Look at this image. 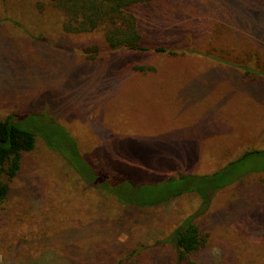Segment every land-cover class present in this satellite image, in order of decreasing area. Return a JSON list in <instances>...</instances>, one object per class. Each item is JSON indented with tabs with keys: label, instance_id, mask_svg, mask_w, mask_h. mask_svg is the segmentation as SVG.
<instances>
[{
	"label": "rangeland",
	"instance_id": "374dc122",
	"mask_svg": "<svg viewBox=\"0 0 264 264\" xmlns=\"http://www.w3.org/2000/svg\"><path fill=\"white\" fill-rule=\"evenodd\" d=\"M42 1L19 0L33 14L25 19L12 13L19 2L0 4V119H46L77 152L38 136L23 157L0 207V264H173L160 242L189 217L209 236L198 264H264V161L238 163L264 152V24L254 11L264 0H202L209 10L195 16L189 3L178 21L154 14L149 41L184 54L102 46L95 61L83 53L92 39L64 34L61 16L38 12ZM78 157L137 184L231 173L206 212L194 194L140 209L84 184Z\"/></svg>",
	"mask_w": 264,
	"mask_h": 264
},
{
	"label": "trees",
	"instance_id": "16d2710c",
	"mask_svg": "<svg viewBox=\"0 0 264 264\" xmlns=\"http://www.w3.org/2000/svg\"><path fill=\"white\" fill-rule=\"evenodd\" d=\"M18 2L19 0H0L2 6L10 5L9 10L12 9L11 5H17ZM201 2L202 0H43L36 6L40 14L54 13L61 16L64 34L91 38V46L86 47L83 53L88 60L95 61L102 46L110 51L144 55L184 54L185 50L176 52L164 46L152 45L153 43L149 41L151 28L148 27V20L154 18V14L155 17L159 14L165 17L170 14L166 20L168 18L181 20L177 16H185L184 9L189 3L194 6L190 15L207 12L209 8H204ZM19 3L12 11L16 17L21 16L25 19L33 15L24 8L22 2ZM205 3L208 5L209 1ZM165 4L172 7L168 12L164 14L162 11L153 12L156 6L159 9ZM9 10L6 12L9 13ZM254 11L264 24V8ZM5 18L11 20L9 16ZM219 26L223 28V23H219ZM263 26H258L256 30L264 31ZM136 69L144 70L140 67ZM37 122L32 121L24 125L13 116L0 119V207L7 203L12 183L21 172L23 157L35 149L38 136H41L48 148L53 151L64 154L77 152L76 144L64 129L60 127L61 131L58 130L59 127H55L46 119H43L42 123ZM254 157H261L264 161V152L247 151L238 163ZM71 165L72 170L91 189L98 190L106 198L111 197L123 207L140 209L157 208L184 195L194 194L201 200L202 212H206L212 197L227 185L222 183L231 173L227 168L210 175L180 174L156 183L137 184L132 179L118 177L105 167H91L80 157ZM258 171L263 172L264 168ZM208 237V234L203 233L201 227L195 223L194 217H189L160 244L169 245L174 252L173 264H198L196 260L199 252L207 246Z\"/></svg>",
	"mask_w": 264,
	"mask_h": 264
}]
</instances>
